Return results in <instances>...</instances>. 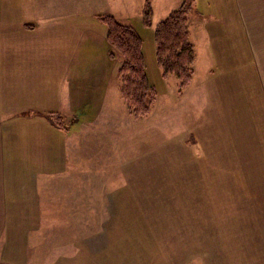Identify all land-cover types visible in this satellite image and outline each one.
I'll return each mask as SVG.
<instances>
[{
  "label": "crops",
  "instance_id": "crops-1",
  "mask_svg": "<svg viewBox=\"0 0 264 264\" xmlns=\"http://www.w3.org/2000/svg\"><path fill=\"white\" fill-rule=\"evenodd\" d=\"M102 1L84 13L85 0H52L50 10L47 0L39 17L22 18L15 13L22 0H0V264H264V189H119L116 175L102 170V143L112 136L83 123L63 122L65 129L54 123L56 112L97 113L109 95L105 79L87 91V69L107 64L73 59L70 24L86 33L88 19L103 32L97 14L129 22L146 0ZM184 2L196 21L190 23L196 55L201 49L225 57L224 65L207 60V70L196 74L197 55L186 91L216 84L224 73L221 85L238 84L241 92L251 69L252 82L264 85V0H152L153 17ZM74 3L71 20L65 9ZM232 37L249 56L244 48L231 52ZM93 164L99 169L88 172ZM174 204L189 211L163 210Z\"/></svg>",
  "mask_w": 264,
  "mask_h": 264
},
{
  "label": "rangeland",
  "instance_id": "rangeland-1",
  "mask_svg": "<svg viewBox=\"0 0 264 264\" xmlns=\"http://www.w3.org/2000/svg\"><path fill=\"white\" fill-rule=\"evenodd\" d=\"M46 1L22 0V7L17 6L15 13L22 18L39 17L44 12L43 5ZM63 2L70 4L71 0ZM51 3L52 0L49 10ZM74 4L72 8L66 5L65 9L67 14H72L71 20L79 8V4ZM103 5L102 0H85L84 7H88L83 12H88L89 8L96 10ZM166 9L157 11L150 26L145 24L143 13L131 15L129 22L117 18L123 23L132 24L141 35L148 75L157 88L158 95L151 113L142 118H135L130 113L128 103L121 94L119 67L123 57L107 43V26L98 17L103 32L91 29L88 19L86 33H83L84 30L78 31L75 21L70 24L71 43L68 50L69 53L73 51V59L77 60L80 56L87 64L92 61H105L107 64L87 69V91L99 88L98 83L105 79L108 80L109 95L100 100L101 108L97 109V113L90 110L91 115L85 118L64 116L63 122L75 125L74 128L83 123L81 126L101 130L108 137L112 136V141L102 143V151L110 157L103 153L102 170L116 175L119 189L263 190L264 85L252 82L257 81V69L245 72L248 79L243 76L247 84L241 86V92L238 84L221 85L222 79L225 80L224 73L219 75L216 84H213L214 81L205 85L197 83L193 91H186L189 83L180 89V79L176 74L164 78L157 62L155 28L164 19ZM93 13L96 14L95 11ZM104 13L110 12L100 14ZM193 14L196 15L194 11ZM192 17L189 14L190 23L196 22ZM43 35L41 33L35 36L37 42L43 40ZM64 36L66 38L68 35ZM236 39L239 41V37H232L227 44L231 52L234 49L242 52L244 48L245 52L241 54L249 56L247 46L240 47L234 42ZM112 51L115 53L113 58ZM197 55L194 66L196 74L207 70V60L222 65L225 63L224 54H202L201 49H198ZM234 55H229L230 61H234ZM229 70L235 76L241 73L230 67ZM92 71L93 74L90 75ZM260 71L264 73V70ZM229 77L231 76L226 79ZM215 85H221L220 89ZM101 91L102 88L95 99L88 98L87 101L91 99V102L96 103ZM199 91L203 94H199ZM104 108L107 110L104 111ZM106 159L113 161L108 165L105 164ZM90 167L99 169L100 166L93 164L88 167V172L92 169ZM188 209L184 205L174 204L163 210L177 214L186 213ZM205 231L200 230V240ZM75 262L83 263L84 259L78 258Z\"/></svg>",
  "mask_w": 264,
  "mask_h": 264
},
{
  "label": "trees",
  "instance_id": "trees-1",
  "mask_svg": "<svg viewBox=\"0 0 264 264\" xmlns=\"http://www.w3.org/2000/svg\"><path fill=\"white\" fill-rule=\"evenodd\" d=\"M189 9V3H182L155 28L158 65L163 71L164 78H168L170 74H176L180 79V89L191 82L193 64L197 57L191 40ZM153 16L152 0H146L143 9L146 25H152ZM98 18L108 28L107 43L122 54L123 58L119 67L120 90L128 103L130 113L135 118L146 117L151 113L158 93L148 75L143 39L132 24L119 21L111 13L100 14ZM111 57H115L113 51ZM53 117L56 126L65 129L62 115L55 113Z\"/></svg>",
  "mask_w": 264,
  "mask_h": 264
}]
</instances>
